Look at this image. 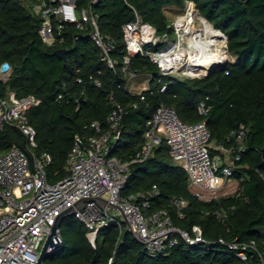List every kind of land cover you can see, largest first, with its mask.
Instances as JSON below:
<instances>
[{
	"label": "trees",
	"instance_id": "1",
	"mask_svg": "<svg viewBox=\"0 0 264 264\" xmlns=\"http://www.w3.org/2000/svg\"><path fill=\"white\" fill-rule=\"evenodd\" d=\"M188 2L227 37L225 50L230 59L208 77L191 78L163 75L150 58L132 56L128 70L136 77L148 76L141 101V95L130 91L132 79L122 71L127 55L122 26L137 14L158 35L174 36L167 11L183 9ZM38 3L0 0V63L8 62L12 70L9 81L0 83V95L14 92L17 97L33 95L40 100L28 112V121L36 131V154L47 153L52 160L46 171L48 182L56 183L67 175L65 163L73 137L86 134L85 125L92 121L106 126L113 102H117L125 114L111 157L129 164L121 195L156 186L158 195L151 200V209H166L173 225L191 236L192 228L198 226L204 240V245L180 240L166 254L150 257L129 231L111 225L98 232L92 248L86 228L72 216L63 219L61 245L44 264H107L110 259L111 264H264V0H99L94 6L90 0H75L76 10L90 7L98 17L101 34L115 42L112 57L117 66L113 71L100 60L88 27L79 30L74 24L67 25L60 43L45 45L38 35L42 19L33 10ZM41 3L50 5L52 0ZM58 49L65 50L64 59L53 55ZM93 80L101 86L95 87ZM201 102L210 108L206 126L214 146L229 148L232 132L247 130L245 150L234 172L237 191L210 202L188 191L187 175L173 162L164 142L154 150L153 158L131 163L142 144L146 122L158 106L173 109L182 123L194 125L202 120L197 112ZM13 145L25 150V137L6 127L0 135V152ZM173 199L186 202L182 216L171 204ZM219 239L254 241L256 252L243 261L219 245Z\"/></svg>",
	"mask_w": 264,
	"mask_h": 264
},
{
	"label": "built area",
	"instance_id": "2",
	"mask_svg": "<svg viewBox=\"0 0 264 264\" xmlns=\"http://www.w3.org/2000/svg\"><path fill=\"white\" fill-rule=\"evenodd\" d=\"M37 1L35 13L42 19L38 35L45 45L56 46L60 43L67 25L74 24L79 30L88 27L89 39L98 49L100 60L109 70L116 68L117 62L112 57L115 42L101 34L97 26L98 17L90 7L77 11L75 0H52L50 5L41 3L42 0ZM98 2L90 0L93 6ZM197 18L200 19V16L194 4L186 3L185 13L172 24L174 36L180 42L188 40V37L194 38L188 21L193 20L191 27L195 30ZM122 38L127 51L123 57L122 71L129 79L136 78V74L128 70L129 59L135 55L150 58L163 75L199 77L185 72L186 57L178 68L164 69L156 57H163L168 49L172 50L170 54L187 51L190 44H175L167 35H158L155 28L144 23L137 14L122 26ZM222 45L226 48V43ZM155 47H160V50L152 51ZM11 72L8 62L0 63V83H7ZM77 83H82V79L77 78ZM93 83L95 87L101 86L97 80H93ZM165 88L163 86L161 92ZM61 98L62 95H59L58 99ZM140 100H144L143 95ZM39 104L40 100L33 95L17 97L14 92L0 95V135L6 127H10L20 132L26 141L25 150L13 145L7 151L0 152V264H37L40 250L56 218L64 210L74 208L81 199L91 198L97 200L82 203L75 209L74 216L86 228L92 248H95L98 232L111 225L120 231L122 228L129 231L150 257L166 254L180 240L189 245H204L198 226L192 228L191 236L173 225L166 209H151V200L158 195L156 186L143 193L121 195L129 164L111 157L121 137L125 114L124 107L117 102H113L106 126L92 121L85 125L86 134L73 137L65 163L67 175L56 183H49L46 171L52 163L51 157L47 153L36 154V131L28 121V112ZM209 111L206 103H199L197 112L202 120L189 125L182 123L173 109L158 106L146 122L142 144L131 163H142L151 158L154 150L164 142L173 162L186 173L188 191L193 196L200 201L210 202L221 198V192L228 189L231 192L224 197L233 195L239 185L234 172L238 168L240 153L245 150L247 130L240 128L232 132V145L229 148L214 146L206 126ZM171 204L182 216L186 202L173 199ZM57 241L61 242L60 236ZM217 243L243 261L247 260L250 252H256L254 241L227 243L219 239ZM107 264H111V259Z\"/></svg>",
	"mask_w": 264,
	"mask_h": 264
},
{
	"label": "bare ground",
	"instance_id": "3",
	"mask_svg": "<svg viewBox=\"0 0 264 264\" xmlns=\"http://www.w3.org/2000/svg\"><path fill=\"white\" fill-rule=\"evenodd\" d=\"M191 13V10L189 11ZM202 23L201 30L192 29L193 20H189L190 33L194 38L188 37L190 48L187 51L182 50L180 53L172 52L168 49L163 57H156L160 60L165 70L178 68L183 58H187V71H191V75L206 74L210 69L223 64L226 55L223 54L221 47L225 40L218 31H215L211 26L200 17ZM197 27V26H196ZM202 32L203 34H200Z\"/></svg>",
	"mask_w": 264,
	"mask_h": 264
},
{
	"label": "water",
	"instance_id": "4",
	"mask_svg": "<svg viewBox=\"0 0 264 264\" xmlns=\"http://www.w3.org/2000/svg\"><path fill=\"white\" fill-rule=\"evenodd\" d=\"M203 20L205 22H207L205 19H203ZM211 28L213 30H215V31H218L221 34V36L224 38L225 43H227V37L223 33H221L217 29H214L212 26H211ZM53 55L56 56L57 58L64 59V57H65V50L64 49L55 50L53 52ZM223 65H224V63L221 64L220 66H217V67H214V68L210 69L206 74H200L199 77H208L212 73L220 70L223 67ZM236 127H237V125L235 126V128ZM153 157H154V153L152 154L151 158H153ZM89 200H97V199H95V198H91V199H81L80 201H78L75 204L74 208H68V209L64 210L56 218L54 224L52 225V227L50 229V233L48 234V236H47L46 240L44 241L43 246H42V248L40 250L37 264H44V261H45L46 257L51 253L50 251L51 250H57L60 247L61 242L57 241V237L60 236V226H61V223H62L63 219H65L67 217L74 216L75 209L79 208L82 205V203H84L85 201H89Z\"/></svg>",
	"mask_w": 264,
	"mask_h": 264
},
{
	"label": "rangeland",
	"instance_id": "5",
	"mask_svg": "<svg viewBox=\"0 0 264 264\" xmlns=\"http://www.w3.org/2000/svg\"><path fill=\"white\" fill-rule=\"evenodd\" d=\"M36 6L37 5L33 6L34 11L36 9L35 8ZM184 13H185V7L183 9H178V8L172 9L171 8V9H168V11H167V15H168L169 19L171 20L172 24L178 17L182 16ZM195 28L198 30H201V28H202V23H201L200 19H198V18L196 19V22H195ZM199 33L203 34L202 32H199ZM168 39L173 41V43H175V44H179V43L184 44V45L188 44L187 39H184V42H180L179 38H176L173 35H169ZM224 44H225V42H224ZM221 50H222L223 54L226 55V58L224 59V62L226 63V61H228L230 59V56L227 54V52L225 50V45H222ZM185 72H186V70H185ZM187 72H189V74L192 73L191 71H187ZM180 76H185V75H180ZM130 84H131L130 91L134 92V93H139L141 90L148 87V76H140V77L133 78L132 81H130ZM233 180L234 179L232 178L231 181H233ZM230 192H231V189L225 190V192L222 191L221 194L219 195V197H224L226 195V193L229 194Z\"/></svg>",
	"mask_w": 264,
	"mask_h": 264
},
{
	"label": "crops",
	"instance_id": "6",
	"mask_svg": "<svg viewBox=\"0 0 264 264\" xmlns=\"http://www.w3.org/2000/svg\"><path fill=\"white\" fill-rule=\"evenodd\" d=\"M172 9L174 8V7H171Z\"/></svg>",
	"mask_w": 264,
	"mask_h": 264
}]
</instances>
